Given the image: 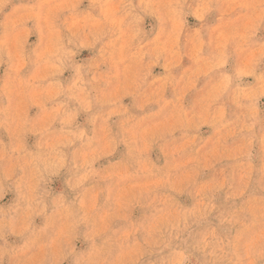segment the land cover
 Listing matches in <instances>:
<instances>
[{
	"label": "clouds",
	"instance_id": "1",
	"mask_svg": "<svg viewBox=\"0 0 264 264\" xmlns=\"http://www.w3.org/2000/svg\"><path fill=\"white\" fill-rule=\"evenodd\" d=\"M92 3L102 10L100 19L76 13L78 0H28L14 23H0V65L8 64L0 90L10 97V106L0 108V129L9 134L7 144L0 140V200L8 191L15 194L9 205H0V264H139L146 252L178 239L174 230L189 216L211 212L215 207L211 193L226 190L236 199L247 190L248 163L241 166L238 177L225 172L210 187L196 184L206 166L203 157L193 154L201 144L203 122L213 127L221 149L227 136L240 135L239 154L246 160L255 142L264 147V122L257 119L254 102L249 101L248 111L235 118H229L226 105L216 106L219 96L227 93L230 78H221L218 97L192 109L183 105L181 81H168L177 88L171 100L159 94L155 82L147 83L150 66L145 65V56L155 63L165 53L176 55L181 0H153L162 31L172 27L165 45L153 41L152 47L139 43L138 6L133 0ZM212 3L204 0L203 6ZM12 5L13 0H0V13ZM143 5L141 0L139 7ZM246 7L255 8L264 19V0ZM65 11L69 15L61 20ZM116 16L119 22L113 20ZM29 21L42 36L30 55L23 36ZM82 40L102 42L100 56L88 69L90 79L76 66L74 81L63 87L53 78L72 55L65 41ZM125 40L129 45L137 42L136 46L121 49L119 43ZM29 61L35 72L25 78L22 70ZM101 65L107 70L101 71ZM146 84L152 91H146ZM16 94L29 102L40 101L39 120H29L11 107ZM124 95L134 97L135 113L121 104ZM259 95L264 96V76ZM152 104L158 107L146 111ZM165 111L168 115L160 118ZM81 112L86 114L85 125L77 123ZM113 117L118 118L115 133ZM33 129L37 140L29 147L24 137ZM121 146L122 156L117 152ZM258 171L259 199L251 198L246 206L222 214L221 223L239 226L236 235L221 238L212 229L192 245L207 257L200 264H264V160ZM61 173L64 188L53 192L50 178ZM189 189L198 198L194 212L177 207V195ZM133 208L142 210L140 220L133 218ZM137 234L143 239L137 240ZM9 237L16 239L9 243ZM77 241L84 247L78 248ZM148 264H193L192 254L180 250L170 260Z\"/></svg>",
	"mask_w": 264,
	"mask_h": 264
},
{
	"label": "rangeland",
	"instance_id": "2",
	"mask_svg": "<svg viewBox=\"0 0 264 264\" xmlns=\"http://www.w3.org/2000/svg\"><path fill=\"white\" fill-rule=\"evenodd\" d=\"M70 3H77V0H68ZM153 0H133V4L138 6V27L141 30L139 43L152 47L151 42L159 41L162 46L168 39V31L172 27L162 31V21L158 10L151 6ZM259 0H213L208 7H204V0H181V20L182 25L178 31L176 39V55L167 53L161 55L157 62L152 63L153 57L145 56V65L150 66V75L147 83L155 82L153 87H157L159 94L171 100L177 94V88L168 83L171 78L181 81L180 91L183 95V105L186 109L199 108L205 101L218 97L222 86L221 78H230L231 85L223 96L216 100V106L223 109L227 106L229 118L242 116L248 111L246 106L249 101L254 102L257 119L264 122V96L259 95L262 87V76H264V19L258 17L255 8L246 7L255 5ZM28 0H13L4 13H0V23L15 22L21 16L22 9L27 5ZM19 6V7H18ZM76 13L80 15L90 14L96 19L103 15L102 10L94 7L92 0H78ZM69 13L61 14L63 20ZM115 22H119V17H113ZM254 33V34H253ZM25 39V49L31 54V49L42 43L40 32L33 26L32 21L28 22V27L23 33ZM108 37H105L107 42ZM72 55L67 59L63 71L53 79L57 80L63 87H67L76 77V66L82 67V75L90 79L92 73L88 71L100 56L102 42L93 44L90 40L77 41L74 44H67ZM135 41L129 45L128 41H121V49L126 46H136ZM8 64L0 65V82L6 83V71ZM107 65H101V71H106ZM35 67L29 61L22 70V75L27 78L34 74ZM146 91H152L145 85ZM121 104L127 106L130 111L136 112L133 107L135 99L131 95H124ZM54 103V101H53ZM10 106L9 95L3 94L0 90V108ZM74 106V105H73ZM11 107L20 111L29 120H39L42 116L40 101L33 99L31 102L24 99L19 94L11 98ZM158 106L149 105L146 111L155 110ZM168 115L167 111L161 113L160 118ZM86 114L81 112L77 117L79 125H85ZM58 127V125H56ZM261 124H257L256 133L259 135ZM113 132L118 131V118L112 119ZM35 129L29 131L24 137V143L31 147L36 143L37 136ZM179 138V133H177ZM198 139L201 144H197L198 152H193L206 160V166L200 170L196 176V184L202 188L210 187L225 172L235 173L238 177L241 166L248 163L249 175L247 177V190L244 196L232 199L226 190L216 191L210 194V199L215 205L213 210L202 216L191 215L186 223L174 230L178 239L171 240L168 247L161 246L146 252L140 257L139 264H148L149 261L170 260L176 252L187 250L192 254L193 264H200L207 257L201 251H196L192 245L210 230L215 229L221 238L230 239L236 235L238 225L221 223L223 215L231 214L235 207L246 206V201L251 198L259 199V184L261 177L259 168L264 160V147L259 142H255L251 147V157L247 159L240 155L242 139L240 135H229L224 139L222 149L216 143L214 129L208 122H203L199 128ZM0 140L5 144L9 142L7 130L0 129ZM124 148L121 146L117 152L122 156ZM187 158V157H185ZM103 163V162H101ZM65 175H53L48 185L53 192H59L64 188ZM14 192L8 191L4 198L0 200V205L7 206L14 199ZM177 207L181 210H192L198 207V198L192 189L185 191L176 197ZM223 214V215H222ZM133 218L140 220L142 210L133 208ZM41 222L37 218L36 223ZM259 226H257L258 230ZM9 243L16 238L9 237ZM137 240H142L141 234H137ZM77 247H84L82 242H76Z\"/></svg>",
	"mask_w": 264,
	"mask_h": 264
}]
</instances>
